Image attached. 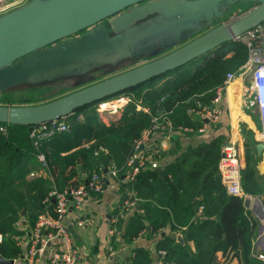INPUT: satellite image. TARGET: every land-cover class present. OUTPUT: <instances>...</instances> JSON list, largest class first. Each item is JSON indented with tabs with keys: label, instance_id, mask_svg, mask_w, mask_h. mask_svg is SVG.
<instances>
[{
	"label": "trees",
	"instance_id": "trees-1",
	"mask_svg": "<svg viewBox=\"0 0 264 264\" xmlns=\"http://www.w3.org/2000/svg\"><path fill=\"white\" fill-rule=\"evenodd\" d=\"M250 4L245 11L255 6ZM227 13L199 35L227 21L232 14ZM248 59L249 49L244 43L224 44L184 67L78 109L65 119L69 130L51 136L33 137L27 126L0 123V256L9 261L22 254L17 238L28 236L46 210L45 200L52 191L62 192L81 182L82 174L104 173L111 168L122 178L136 141L152 127L155 117L169 118L176 128L198 129L200 125L187 111L199 104L209 105L227 74L239 73ZM166 78L169 79L161 84ZM123 94L131 101L122 109L121 116L109 124L101 122L97 106ZM138 106L148 112L138 111ZM243 133L247 137V163L242 186L246 194L256 196L264 191L257 183V161L253 158L258 142L253 133ZM224 138L221 134L212 142L191 148L167 165L164 177L155 170L139 173L127 187L137 192L142 214H135L129 221L125 231L128 237L137 238L144 230L156 234L163 230L157 251H165V261L172 264H216L217 253L228 249L236 252L243 264H255L251 243L244 237L242 248L239 243L238 230L250 232L245 225L244 200L228 195L217 168ZM39 155L44 156L45 167ZM41 168H46L50 178L29 177ZM201 207L203 212L199 216ZM22 220L29 232L20 231ZM179 234L183 243L177 239ZM131 264H152L151 254L138 249Z\"/></svg>",
	"mask_w": 264,
	"mask_h": 264
},
{
	"label": "water",
	"instance_id": "water-1",
	"mask_svg": "<svg viewBox=\"0 0 264 264\" xmlns=\"http://www.w3.org/2000/svg\"><path fill=\"white\" fill-rule=\"evenodd\" d=\"M241 2L255 6L232 22L199 35L215 19ZM150 17L142 28L136 23ZM113 34L110 36L105 25ZM264 22V0H29L0 16V93L17 87L38 85L87 74L114 66L163 43L178 49L66 96L39 105H0V123L34 129L73 115L78 109L145 84L201 58ZM196 36V37H195ZM195 37V38H194ZM260 157L264 143L256 146ZM107 172V170H105ZM156 172L164 177V169ZM55 199L46 207L55 221ZM264 215V211H262ZM264 222V216L260 217ZM264 231V223L259 235ZM243 246V230L239 229ZM183 243V239L178 237ZM263 247V237L259 238ZM0 263L13 264L0 256Z\"/></svg>",
	"mask_w": 264,
	"mask_h": 264
},
{
	"label": "built area",
	"instance_id": "built-area-1",
	"mask_svg": "<svg viewBox=\"0 0 264 264\" xmlns=\"http://www.w3.org/2000/svg\"><path fill=\"white\" fill-rule=\"evenodd\" d=\"M28 1L0 0V16L25 5ZM237 41L244 43L249 49V59L246 65L241 68L239 73L227 74L223 85L216 89L214 99L209 105L199 104L196 108L187 111L194 122L200 124V127L198 129L182 126L176 128L169 118L165 116L155 117L152 127L143 132L141 138L136 141L134 153L127 161L126 171L122 177V183L125 186L133 183L139 173L143 171L164 169L169 157L167 152L169 149L168 143L174 137L211 132L223 116L226 93L235 79L244 78L249 82L243 90L242 104L247 109L254 108L258 111L260 117L258 141L264 143V22L239 37ZM121 99L125 98H119L116 101ZM130 101V98H128L127 104ZM140 107L138 106L139 109ZM140 110L145 113L148 112L144 108ZM97 112L99 119L105 124H109L111 121L117 119L114 118L115 115L113 116L117 111L102 112L99 108ZM109 112L113 113L107 114ZM79 118L82 119L83 116L80 115ZM65 119L56 120L35 128L32 136L41 138L68 131L70 126ZM159 136L162 139L161 143L157 141ZM38 158L45 165L44 156L39 155ZM217 168L229 196L238 197L243 200L253 199L251 195L245 193L242 186L244 173L243 160L235 141L230 140L222 145L221 158ZM30 175L31 177H35L38 173L32 172ZM117 179L116 170L111 168L107 172L104 171V173L93 172L90 175H86L82 178L81 182L62 192L52 191L45 200V204L47 206L51 203L52 199H55V211L59 215V218L57 221L53 220L45 210L38 217L35 226L30 229L28 236H25L20 244L18 243L21 249L23 250L24 248L25 250V264H37L42 257H45L49 264H79L80 251L75 246L71 233L62 221L63 219H69L71 224L78 229H84L90 225L92 223L91 219L85 216L89 196L92 193H103L105 187L108 185H117ZM138 201L135 191H128L127 188L126 198L118 206L117 216L111 220V235L116 234L115 225L118 221L134 214L135 211L139 212ZM202 212L203 207L199 210V216L202 215ZM148 233L144 230L139 234V237L145 236ZM260 237H263V247L254 244V248H258L255 257L264 263V231L259 235ZM2 240L3 236L0 235V242ZM52 243L55 244L52 245ZM158 253L161 256L160 260L152 264H172L165 261V251H159Z\"/></svg>",
	"mask_w": 264,
	"mask_h": 264
},
{
	"label": "crops",
	"instance_id": "crops-1",
	"mask_svg": "<svg viewBox=\"0 0 264 264\" xmlns=\"http://www.w3.org/2000/svg\"><path fill=\"white\" fill-rule=\"evenodd\" d=\"M247 84H249L247 79L239 78L236 83L228 88L224 101L223 116L220 122L211 132L204 134H187L181 137H174L170 143H168L169 149L167 152L169 157L167 165H169V163L171 164L175 162L176 159L181 155L188 153L191 148H197L202 143L212 142L216 136L223 134L225 136L223 143L230 140H233L237 143L243 160V172L245 173L247 163L245 139L247 137L245 138L243 132L246 131L253 133L258 144L260 143V141H258L260 129V117L258 111H256L254 108L247 109L242 104V94ZM110 111H117L114 118L118 119L121 116L122 108ZM157 141L159 143L162 142L161 136L157 138ZM253 158L257 161L256 170L257 176L259 177L257 183L261 184L264 188V152L259 157L255 147ZM167 165L165 166L164 171ZM43 166L45 167L46 165L43 164ZM32 172L38 173L37 176L50 178V175L48 174L49 172L46 170V168H41ZM85 176L86 174H82L79 178L82 180V178ZM29 177H31L30 174ZM117 183V185L112 184L106 186L103 193H92L89 196L86 204L87 213H85V216H87L88 219H91L92 223L86 228L78 229L76 226L71 224L69 219H63L62 221L63 224L66 225L68 231L71 233L75 246L80 251L79 264H131L135 257V251L138 249L147 250L151 254L152 263L157 262L161 258L157 251V245L160 241L161 233L156 234L150 232L145 236L137 238H130L125 233L128 223L133 218V216H135V214H142V211H140L141 206L139 207L140 199L138 195L137 198L139 200V212L135 211L134 214L121 221H118L115 225L116 234L111 235V220L117 216L118 206L123 200H125L127 188L128 191L131 190L129 187H127L128 185L125 186L122 183V178H118ZM135 193L137 194L136 191ZM252 198V200H244V216L246 219L245 225L246 229L250 232L245 234V229L241 228L243 230L242 239L244 237L246 242L251 243L253 252L252 258L255 260L254 263L264 264L255 257L258 248H254V244L258 245L259 229L264 223L263 220L260 219V217L264 216L262 213V211H264V191L260 195L252 196ZM25 222V220H22V222L19 223V229L20 231L29 232V228L24 224ZM166 231L167 230H164V232ZM178 237H181L184 242V238L181 234L177 235V239ZM24 238L25 236L23 235L19 236L16 241L17 245L18 243L20 244L21 240ZM245 241L243 240L244 243ZM54 244L55 243H52V245ZM189 245L194 251L195 248L193 243H190ZM243 246L240 245L241 248ZM19 248L21 249L20 246ZM21 251L22 254L9 261H13V264H25L24 248L23 250L21 249ZM37 264L49 263L45 257H42ZM216 264H243V262L239 257H237L236 252L228 249L226 252L220 251L217 253Z\"/></svg>",
	"mask_w": 264,
	"mask_h": 264
},
{
	"label": "rangeland",
	"instance_id": "rangeland-1",
	"mask_svg": "<svg viewBox=\"0 0 264 264\" xmlns=\"http://www.w3.org/2000/svg\"><path fill=\"white\" fill-rule=\"evenodd\" d=\"M250 5H251L250 3L241 2L237 5L229 7L227 11L232 14L228 16V20L225 21L224 23L232 22L235 19H237L238 16L240 15L239 13L251 7ZM227 11L225 13H227ZM182 45L183 44L181 45L177 44V45L170 47V44L166 45L165 43H163L159 46V48L163 50L165 49V50L163 52H160V54H165V53L168 54L171 51L178 49ZM152 60L153 59L150 55L144 54L140 56L138 59H135V58L132 60L128 59L115 66L104 68V69L102 68V69L93 70L92 72H88L87 74H82L81 76L68 77V78H63V79H59L55 81L41 83L38 85L32 84L28 86H22V87H17L14 89H9V90H6L0 93V104L5 105V106H10L8 104H20L24 102H26L27 105L43 104L47 101H52L59 97L66 96L79 89H82L84 87L90 86L91 84H95L97 82L103 81L107 78H110L122 72L128 71L132 68H135L136 66H139L143 63L150 62ZM168 79L169 78H166L162 80L160 83L162 84L164 83V81H167ZM124 95L125 94L121 95L120 98H125V99H121L119 101L114 100L113 102H120L122 100H125L127 104V99L129 97L124 96ZM99 108L100 107L98 105L96 108L97 111ZM123 108L124 107H122V109ZM140 109L142 108L140 107ZM140 109L137 107L138 111H141ZM112 113L113 112H109L107 114H112ZM114 115L116 114H113V116Z\"/></svg>",
	"mask_w": 264,
	"mask_h": 264
},
{
	"label": "flooded vegetation",
	"instance_id": "flooded-vegetation-1",
	"mask_svg": "<svg viewBox=\"0 0 264 264\" xmlns=\"http://www.w3.org/2000/svg\"><path fill=\"white\" fill-rule=\"evenodd\" d=\"M152 18L153 17H150V18H148V19H146V20H144V21H141V22H138V23H136V25H135V28H142L143 26H145L146 25V23L148 22H150L151 20H152ZM108 22L109 21H105V22H103V23H101L102 25H105L106 26V29L109 31V34H110V36L111 37H113V38H115V37H117L116 35H114L113 34V32H112V30L110 29V27H109V25H108ZM157 47H154L153 49H151V50H149V51H147V52H145V53H143V54H140V55H133V58H131V60L132 59H138L140 56H142V55H144V54H148V55H150L155 49H156ZM122 62H124V61H122ZM121 63V62H120ZM119 64V63H118ZM115 66V65H114ZM108 67H112V66H104L103 67V69L104 68H108ZM100 69H102V68H100Z\"/></svg>",
	"mask_w": 264,
	"mask_h": 264
},
{
	"label": "bare ground",
	"instance_id": "bare-ground-1",
	"mask_svg": "<svg viewBox=\"0 0 264 264\" xmlns=\"http://www.w3.org/2000/svg\"><path fill=\"white\" fill-rule=\"evenodd\" d=\"M238 81V79H235L232 83H231V85H230V87L234 84V83H236ZM239 98H240V92H239ZM125 104H126V101L125 100H122V101H120V102H108V103H104V104H102V106H100V110L102 111V112H108V111H110V110H116V109H119V108H122V107H124L125 106Z\"/></svg>",
	"mask_w": 264,
	"mask_h": 264
}]
</instances>
